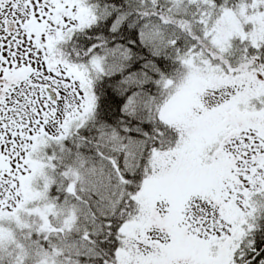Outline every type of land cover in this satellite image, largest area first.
<instances>
[{
    "label": "snow or ice",
    "instance_id": "1",
    "mask_svg": "<svg viewBox=\"0 0 264 264\" xmlns=\"http://www.w3.org/2000/svg\"><path fill=\"white\" fill-rule=\"evenodd\" d=\"M0 264H264V0H0Z\"/></svg>",
    "mask_w": 264,
    "mask_h": 264
}]
</instances>
